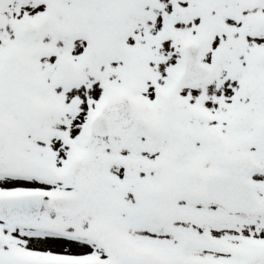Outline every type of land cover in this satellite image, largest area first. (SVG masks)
I'll list each match as a JSON object with an SVG mask.
<instances>
[{
    "label": "snow or ice",
    "instance_id": "snow-or-ice-1",
    "mask_svg": "<svg viewBox=\"0 0 264 264\" xmlns=\"http://www.w3.org/2000/svg\"><path fill=\"white\" fill-rule=\"evenodd\" d=\"M0 264H264V0H0Z\"/></svg>",
    "mask_w": 264,
    "mask_h": 264
}]
</instances>
